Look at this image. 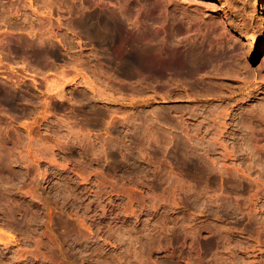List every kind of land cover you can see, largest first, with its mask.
<instances>
[{"label": "rangeland", "instance_id": "374dc122", "mask_svg": "<svg viewBox=\"0 0 264 264\" xmlns=\"http://www.w3.org/2000/svg\"><path fill=\"white\" fill-rule=\"evenodd\" d=\"M263 61L262 0H0V264H264Z\"/></svg>", "mask_w": 264, "mask_h": 264}, {"label": "bare ground", "instance_id": "6f19581e", "mask_svg": "<svg viewBox=\"0 0 264 264\" xmlns=\"http://www.w3.org/2000/svg\"><path fill=\"white\" fill-rule=\"evenodd\" d=\"M264 2V0H262V3ZM261 4V3H260ZM209 36V35H208ZM208 39V38H207ZM253 41V40H252ZM201 43V42H200ZM203 43V42H202ZM202 45V44H201ZM213 47L214 46H216L215 44L214 45H212ZM198 47V46H197ZM199 47H200V45H199ZM202 47V46H201ZM210 47V46H209ZM195 48V47H194ZM221 48V47H220ZM197 50V49H196ZM202 50H203V48H202ZM216 50V49H215ZM222 50V49H221ZM220 50V51H221ZM224 50H225V48H224ZM217 51V50H216ZM199 52V51H198ZM227 52V51H226ZM192 53V52H191ZM203 53V52H202ZM213 53H215V52H213ZM221 53V52H220ZM199 54V53H198ZM201 54V53H200ZM211 54H212V52H211ZM224 54V53H223ZM166 55H169L168 53H166ZM166 55H165V58L167 59V61L165 62V71H167L168 72V74L171 72V70H172V66H173V64L169 61V59L166 57ZM177 55V54H176ZM191 55V54H190ZM209 55V54H208ZM220 55H222V54H220ZM217 56V57H220V60H225V58L223 57H221V56ZM199 56H201V55H199ZM229 56V55H228ZM170 57V56H169ZM175 57H179V53H178V56H175ZM189 57H191V56H189ZM210 57V56H209ZM217 57H215V58H217ZM231 57V56H230ZM177 58H175L176 60H177ZM180 58V57H179ZM228 58V57H227ZM250 59H252V57L250 58ZM227 60V59H226ZM178 61H180V60H178ZM198 61V60H197ZM204 61V60H203ZM216 61H217V59H216ZM174 62V61H173ZM199 62H201V61H199ZM211 62V61H210ZM214 62V61H213ZM219 62V61H218ZM178 63V62H177ZM209 63V62H208ZM220 63H218V65H219ZM218 65H216V66H218ZM176 66H177V68L181 71V72H186L185 70H187V69H190L189 68V66H191V65H189V64H187V63H184V62H179L178 64H176ZM201 66V65H200ZM222 66V65H221ZM238 66V65H237ZM193 67V66H192ZM238 67H242L241 65L240 66H238ZM185 69V70H184ZM220 68H217L216 69V74L215 75H220V73H223V72H220L219 73V71H221V70H219ZM238 69H240L239 71H237L238 72V74H239V76H240V79H244V80H246V81H248L249 83H250V85L249 86H247L246 87V90H245V93H242L241 95V98H240V100H247V101H252V102H254V103H251V109L252 108H254V107H258V103H261V101H263L261 98L264 96V91L262 92V91H260V89H262V88H264V61L262 62V64L259 66V68L258 69H256V70H254V69H249L248 71H246V72H241L242 71V68H238ZM200 70H201V67H200ZM236 72V73H237ZM225 76H226V74H225ZM170 77V76H169ZM216 77V76H215ZM223 77V76H222ZM221 76H220V78L218 77V79L217 80H214V81H216L215 83L214 82H210L209 84H205L206 86H203L202 85V87H206V89H207V91H212V89H214V90H219V89H223L224 90V88L223 87H221V85L222 84H220L219 82H221V80H224L223 78H222ZM255 77V79H253ZM260 78V86L259 87H257V86H255V83H256V81H257V79H259ZM219 83V84H218ZM218 84V85H217ZM222 86H224V85H222ZM226 90V89H225ZM244 91V89H242L241 90V92H243ZM221 93V92H220ZM222 94H225V91H223L222 92ZM262 94V97L260 96ZM220 96V95H219ZM222 96V95H221ZM261 97V98H260ZM263 103V102H262ZM264 104V103H263ZM259 105H261V104H259ZM249 108V109H250ZM256 108H255V110H256ZM261 108H262V106H261ZM264 108V107H263ZM262 108V110H259V115L261 114V117H259V120L258 119H256V120H258L259 122H260V124L259 125H256L255 124V122L256 121H253L255 118H256V115H254L253 114V112H249V113H252L253 114V116H251L250 118H248L247 119V117H249V114L246 116V118H241V119H243V121H241L240 123H241V128H242V130H243V133L244 132H246V134L243 136V135H241V136H243V139H245L246 141H248V142H256V141H262V140H264V109ZM250 109V110H251ZM252 110H254V109H252ZM251 110V111H252ZM254 110V111H255ZM258 112V111H257ZM256 112V113H257ZM246 113H248V112H246ZM241 115V114H240ZM245 117V116H244ZM170 118V117H169ZM168 117H167V120L169 119ZM240 121V120H239ZM244 121H245V123H244ZM245 130V131H244ZM240 136V137H241ZM239 137V136H238ZM237 137H234L233 139H236ZM245 143V142H244ZM254 145V144H253Z\"/></svg>", "mask_w": 264, "mask_h": 264}]
</instances>
